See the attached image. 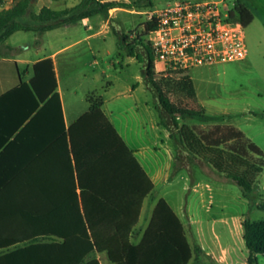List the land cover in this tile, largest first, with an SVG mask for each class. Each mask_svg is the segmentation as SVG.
<instances>
[{
    "label": "trees",
    "instance_id": "16d2710c",
    "mask_svg": "<svg viewBox=\"0 0 264 264\" xmlns=\"http://www.w3.org/2000/svg\"><path fill=\"white\" fill-rule=\"evenodd\" d=\"M37 0H14L0 12V43L19 31L43 34L113 8L131 4L82 0L73 8L34 11ZM233 16L246 28L255 16L243 0ZM27 19V20H26ZM156 23L146 22L141 39ZM122 34L132 56L143 45ZM139 57V55H138ZM140 59V57H139ZM156 109L171 138L203 172L237 185L245 198L264 173V151L230 124L208 127L180 124L179 116L206 115V110L176 107L157 83L148 53L143 69ZM52 59L34 66L29 83L0 97V264H189L201 248L191 245L185 226L171 205L160 199L140 244L131 242L143 201L154 185L103 110V98L88 97L90 109L66 128ZM14 139H12V137ZM258 209L264 212V200ZM249 264L264 255V220L243 223Z\"/></svg>",
    "mask_w": 264,
    "mask_h": 264
},
{
    "label": "crops",
    "instance_id": "0c3cea01",
    "mask_svg": "<svg viewBox=\"0 0 264 264\" xmlns=\"http://www.w3.org/2000/svg\"><path fill=\"white\" fill-rule=\"evenodd\" d=\"M81 2L82 0H37L35 11L39 13L43 7L63 11L76 7ZM103 2L122 3L119 0ZM243 2L253 12L250 0H243ZM131 3L132 1L123 2V4ZM13 4L14 0H0V12L10 9ZM138 10L137 12L135 7L131 9L113 8L107 13L85 19L76 26L60 27L41 35L36 32L19 31L4 43H0V97L23 83H29L34 77L35 64L45 59H52L66 128H69L89 111V96L100 94L99 96L103 98V110L106 116L133 151L135 158L154 185V189L143 201L139 222L132 230L131 242L134 245L141 243L159 200L163 198L167 201L161 188L167 186L182 170L176 168L175 141L171 138L169 130L162 124L159 115L158 120L152 126V129L158 132L156 140L154 144L146 142L147 128L153 113L149 96L151 90L143 74L147 62L145 57L143 61L139 59L142 52L138 51L136 56H132L124 52L119 45L122 34H127L134 24L132 21H122L120 14L132 16L135 13H139V15L144 13L140 9ZM94 17H96L95 21ZM109 39L112 49L107 51L109 57H105L102 49L96 48L95 42L107 43ZM130 40H133V37ZM142 48L148 59L146 48L144 46ZM249 57L250 54L244 61H247ZM157 67L158 65L155 64L156 76L160 75ZM197 69L200 67L191 70ZM62 71H64V77H62ZM201 108L204 107L199 106L193 109ZM162 148L166 150L164 164L161 163L159 156ZM203 174L205 173L202 172ZM209 179L207 187L210 188L212 187L211 180L212 182H224L219 176H211ZM259 185L257 183L256 189L262 195L264 185L262 188ZM262 200H264L263 195L261 196ZM261 201L254 204L246 200L247 205L251 208L250 214L258 209ZM226 202L223 200L224 208H226ZM171 207L183 222L193 248L195 245L200 246L202 250L200 261L203 264H249L250 252L244 239L243 227V223L248 218L244 213L234 218L237 242L234 245L231 242L227 245L223 244L220 234H216L217 246L215 247L205 239L203 230L199 226H194L197 223L195 220L189 218V221L186 222L183 215L172 205ZM186 216L188 218L187 212ZM200 223L201 221H198V224ZM105 255L106 253H99L97 258L100 260ZM192 260H197L195 254ZM100 262L104 264L101 260ZM110 264L113 263L110 262ZM258 264H264V255H258Z\"/></svg>",
    "mask_w": 264,
    "mask_h": 264
},
{
    "label": "rangeland",
    "instance_id": "374dc122",
    "mask_svg": "<svg viewBox=\"0 0 264 264\" xmlns=\"http://www.w3.org/2000/svg\"><path fill=\"white\" fill-rule=\"evenodd\" d=\"M129 1L133 0H119L122 3H129ZM171 1L173 0H147L146 5L140 9L144 13L140 15L135 13L132 16L120 14L122 21L134 22L127 34L130 38L133 37V40H140L153 59L155 55L149 38H140L144 33L146 14L156 8L164 7ZM229 2L231 4L234 0H229ZM250 2L256 18L245 28L250 54L247 61L208 65L194 71L186 70L172 74L167 73L161 65H158L157 71L160 75L155 76V79L176 107L203 106L206 110V115L200 117L179 116L180 124L202 127H208L211 124L234 125L264 151V0H250ZM136 11H139L138 8ZM93 20L95 21L96 17ZM119 45L124 52L129 54L125 45L121 42ZM95 46L102 49L105 57H109L107 51L112 49L110 39L107 43L95 42ZM138 50L142 52L140 60L143 61L145 57L147 62L145 50L142 47ZM62 77H64V71H62ZM149 96L153 113L147 128L146 142L154 144L158 132L152 129V126L158 120V115L160 118L161 115L154 109L156 101L151 91ZM161 121L162 124L167 122L172 125L171 118L166 113H163ZM165 154L166 150L162 148L159 152L162 164L166 161ZM175 161L176 168L182 170L167 186L162 187L161 191L174 209L183 215L186 222L189 218L197 222L194 226H199L203 230L205 239L211 245L217 246L216 234H220L223 244L227 245L231 242L234 245L237 242L234 218L241 213L252 221L264 220L263 211L256 209L250 214L251 208L246 203V200L254 204L261 201L264 192L261 195V192L255 189L249 198H245L242 190L231 182H212L211 180L212 187H207L210 179L205 174L202 175L203 166L192 163L187 153L176 143ZM257 183L262 188L264 173ZM223 200L227 201L226 208L223 207ZM198 221L201 223L198 224ZM100 260L104 264H110L106 255ZM190 264L203 263L200 260H192Z\"/></svg>",
    "mask_w": 264,
    "mask_h": 264
},
{
    "label": "built area",
    "instance_id": "2783aa9c",
    "mask_svg": "<svg viewBox=\"0 0 264 264\" xmlns=\"http://www.w3.org/2000/svg\"><path fill=\"white\" fill-rule=\"evenodd\" d=\"M229 0H173L146 14L156 23L148 37L154 65L172 74L208 65L240 62L249 49L245 27Z\"/></svg>",
    "mask_w": 264,
    "mask_h": 264
}]
</instances>
